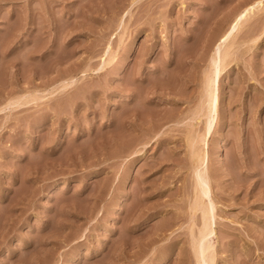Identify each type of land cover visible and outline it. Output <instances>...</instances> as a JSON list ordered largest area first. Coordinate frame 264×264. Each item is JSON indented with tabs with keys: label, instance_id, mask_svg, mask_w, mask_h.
Masks as SVG:
<instances>
[{
	"label": "rangeland",
	"instance_id": "rangeland-1",
	"mask_svg": "<svg viewBox=\"0 0 264 264\" xmlns=\"http://www.w3.org/2000/svg\"><path fill=\"white\" fill-rule=\"evenodd\" d=\"M254 1L0 0V264H199L198 196L209 264H264V0L202 115Z\"/></svg>",
	"mask_w": 264,
	"mask_h": 264
},
{
	"label": "bare ground",
	"instance_id": "bare-ground-1",
	"mask_svg": "<svg viewBox=\"0 0 264 264\" xmlns=\"http://www.w3.org/2000/svg\"><path fill=\"white\" fill-rule=\"evenodd\" d=\"M261 5H263L262 4V1H254V3L253 4H251V5H249L248 7H246V8H244L240 13H238L236 16H235V18L233 19V21L230 23V25H229V27H228V29L223 33V35L218 39V43H217V45H216V47H221L220 45H222L224 42H226V40L228 39V37H232V36H230L231 34H233V32H234V30H237L238 29V27H239V25L241 24V21L242 20H244L247 16H248V14L250 13V12H253L254 11V9H257L258 7H262ZM259 9V8H258ZM237 28V29H236ZM227 44L229 43V42H226ZM224 47L225 46H227V45H223ZM228 46H230L231 47V44L230 45H228ZM227 46V47H228ZM224 47H221L222 48V51L223 52H221V53H219L220 51H218L217 50V52H216V50L214 51V53H213V56L211 57V59H210V61H212V63H210V64H212L213 65V69L211 68V70H209V72H207V73H205V75H204V95H205V100H204V104H205V106H206V109H205V111L203 112V116H205L206 117V120H205V124H206V122H207V124L205 125V131H206V135L209 133V131H210V127H211V125H212V122H213V119H214V113H215V95H214V90H215V83H216V77H218V73H220V69H221V67H219V70L217 69V68H215V63L217 64V62H216V60H217V58H219L217 61L219 62V60H221L220 62L222 63V60H224L225 58H228V53H227V51L229 50V48H228V50H227V48L225 49ZM220 48V49H221ZM223 48L225 49V50H223ZM217 49V48H216ZM229 54H230V50H229ZM230 57V56H229ZM226 60V59H225ZM224 60V61H225ZM223 61V62H224ZM227 61V60H226ZM219 62V63H220ZM220 63V64H221ZM209 64V69H210V66L212 67V65H210ZM219 65V64H218ZM218 65H217V67H218ZM222 65H223V63H222ZM221 66V65H220ZM224 66V65H223ZM222 66V67H223ZM203 104V105H204ZM200 114V115H201ZM200 115H199V117H200ZM201 115V116H202ZM208 136V135H207ZM192 145V144H191ZM193 146V145H192ZM194 152V151H193ZM195 153V155L197 154L196 153V151L194 152ZM194 155V154H193ZM197 156V155H196ZM199 160V159H198ZM202 172V171H201ZM200 171H199V173H201ZM197 173V172H196ZM196 175V174H195ZM199 175V174H198ZM197 175V176H198ZM203 175H204V173H203ZM197 179H196V182H195V186H197L198 184L199 185H201L200 183H202V181H200V183H199V181H198V177H196ZM204 179V178H203ZM202 179V180H203ZM198 182V183H197ZM204 184L202 183V187L203 188H206V186L204 187L203 186ZM201 186H199L201 189H202V187ZM208 186V185H207ZM198 187V186H197ZM195 188V187H194ZM199 188V191H201V189ZM194 190H196V189H193V191ZM207 190V189H206ZM205 189L203 190L202 189V191H201V196L203 195L205 198H206V194L207 193H205V191H206ZM198 191V189H197V191L196 192H198V193H200ZM195 192V191H194ZM202 192H204L205 193V195H204V193L202 194ZM194 194V193H193ZM194 196H198V195H195L194 194ZM199 197V196H198ZM195 197L196 198V200L195 201H193V203H194V205L192 206V211L193 212H199L200 211V215H201V217H200V220L202 221L201 222V227L199 226V231L197 230V233H198V237H196L197 239H195V246H197V247H195V248H197V251H198V259L196 258V255H195V258H196V260H198V262L197 263H199V264H201L202 262H205L206 260L208 261V259H206V258H209V256H207V251L209 250V246H208V244L206 243H204V239L206 238V236L207 235H210V233H211V228H210V223H208V220H209V218H210V216H211V214H210V210H208V209H210L209 208V205H208V207H207V209L205 208H203L204 206L202 205V202H201V197ZM203 198V197H202ZM207 200V199H206ZM192 213V212H191ZM193 234V233H192ZM195 235V234H194ZM192 236V235H191ZM195 236H197V234L195 235ZM192 238V237H191ZM195 237H193V239H194ZM192 239V240H193ZM194 241H192V243H193ZM193 247H194V245H193ZM196 250V249H195ZM194 252V251H193ZM209 253V252H208ZM194 254H197V252H195ZM211 257V256H210ZM211 259V258H210ZM212 260V259H211ZM209 262H211L210 260L208 261V264H209ZM206 264H207V262H206Z\"/></svg>",
	"mask_w": 264,
	"mask_h": 264
}]
</instances>
